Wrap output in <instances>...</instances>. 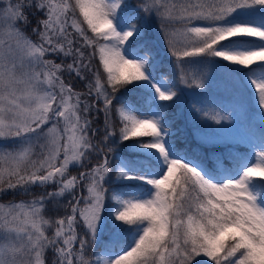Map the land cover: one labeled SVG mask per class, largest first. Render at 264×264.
I'll use <instances>...</instances> for the list:
<instances>
[{"label": "snow or ice", "instance_id": "obj_1", "mask_svg": "<svg viewBox=\"0 0 264 264\" xmlns=\"http://www.w3.org/2000/svg\"><path fill=\"white\" fill-rule=\"evenodd\" d=\"M153 19L180 83L203 88L188 66L219 58L264 109V0H0V195L45 189L0 204V264H264V133L209 168L177 149L161 111L121 95H178L136 44ZM49 203L64 214L46 216Z\"/></svg>", "mask_w": 264, "mask_h": 264}, {"label": "trees", "instance_id": "obj_2", "mask_svg": "<svg viewBox=\"0 0 264 264\" xmlns=\"http://www.w3.org/2000/svg\"><path fill=\"white\" fill-rule=\"evenodd\" d=\"M126 3L132 7H135L139 2L138 0H126ZM21 27L24 26L21 25ZM31 28L32 25H29L25 31L31 36L33 40H36L37 37L32 35ZM243 39L255 40V38ZM255 42L259 43L258 40H255ZM156 43V40L147 30L145 31L143 37L136 42V44L141 45L142 51L145 49L151 50V56L155 58L156 63V71L153 73V76L155 78L162 77L168 86H174L177 93H179L178 83L176 81L175 74L173 73L172 65L169 62L170 60H167L169 57L162 55L163 49H160ZM136 44H134L133 47H136ZM48 58L52 59L53 57L50 56ZM96 63H98V61H94V64ZM222 63L226 64L227 62L222 61ZM253 67H255V65ZM72 83L74 84V87L77 91H86L84 82L80 81L78 78L74 79ZM251 94L253 96V100H255L253 92H251ZM121 95L128 101L130 106L138 109L139 112L147 114L149 109H158L161 111L164 118L171 124L170 131L175 133L171 139H173L177 149L182 152H187L194 160H197V162L202 161L209 168H212L215 165L217 158L223 161L225 167H231L232 160L230 157L236 156L230 154L231 150L238 151L244 155L251 150V147L250 145L243 144L235 140L228 141L224 139H217L216 137L207 138L206 136H203L202 131L208 129L214 130V122L208 119L205 113L212 111H218L222 113V111H226L229 113V115L237 116L239 120L245 125L246 129H248V131L254 132L260 141L262 133H264L263 124H257L254 126V128H251L249 111L247 107L237 99V95L229 94L227 98H220L218 95H216V93L212 92L208 86L205 88H200L198 96L196 98H189L190 100L183 107H181L180 104L176 102V100L169 102H158L157 100H153L151 98V94L147 92H141L130 86H128V91H122ZM218 103H222V107H218ZM116 106L119 107V105ZM92 115L94 117L95 113ZM113 121L117 126L118 131L119 121L116 119L115 113L113 114ZM102 124L103 116L101 115L98 120L94 121L93 126H102ZM142 139L146 140L148 138ZM130 142L133 141L130 140ZM127 144H129V141L121 144L117 149V154L125 156L129 155V152L126 148ZM71 171L72 174H76L77 169L73 168ZM48 188L49 191H51L53 190L54 186H48ZM33 190L39 194L45 191V189L41 187H34ZM12 197L22 200L32 199L29 198V196L13 193ZM100 251L101 249L99 245H97L95 248L89 249L90 253ZM52 257L53 253L48 251L46 253V260L50 261Z\"/></svg>", "mask_w": 264, "mask_h": 264}, {"label": "rangeland", "instance_id": "obj_3", "mask_svg": "<svg viewBox=\"0 0 264 264\" xmlns=\"http://www.w3.org/2000/svg\"><path fill=\"white\" fill-rule=\"evenodd\" d=\"M139 2V0H138ZM135 8V7H133ZM147 31L153 36V38L156 40V44L160 49H163V54L166 55L167 60L169 59L172 68L173 73L175 74L176 81L178 83V89L179 93L177 97H175L173 100H176L178 104H180L181 107L186 105L189 98L191 97H197L199 94V89L196 87H189L185 84H182L179 82L178 79V72L176 71L174 58L168 53L167 51V45L163 41V35L159 30L158 22L153 19L150 23V26L147 28ZM145 33V32H144ZM197 62L192 63L189 65V70L191 73H195L198 76H200L204 82V87H209L212 92L216 93L218 97L220 98H227L229 94L237 95L238 100L245 105L249 111L250 119H251V128H254L257 124H263L264 125V116L261 115V113H264V109H260L257 105V100H253V96L251 92L253 90L249 87H247V82L242 81L239 77V74H234L229 71L225 67H221L222 61L219 58H215V60H212L209 58L207 62H202L203 58H196ZM161 80L162 83H164L166 86L168 84L165 82V80L161 78H156ZM130 87L137 89L141 92H147L152 95L151 91H146L144 89L135 88L133 85H129ZM230 97V96H229ZM231 98V97H230ZM188 99V100H187ZM158 102V99H156ZM171 100V101H173ZM163 102H169V101H163ZM192 102V101H191ZM219 102V101H218ZM218 107H222V103H218ZM152 112L159 111L158 109L151 110ZM222 113L229 117V119L223 121L221 124H215L214 123V130H205L202 131V135L206 136L207 138L213 137L217 139H224V140H235L239 141L243 144L250 145L251 149L256 148L257 145H259V139L255 136L254 132L248 131L246 129L245 125L243 123H240V120L237 116L229 115L226 111H222ZM3 141H0V144H3ZM133 142L129 141V144ZM128 145V144H127ZM126 145V148H127ZM8 146L11 147V142H8ZM128 151V149H127ZM237 151L231 150L230 154H236ZM240 156V155H238ZM49 191V188H48ZM39 195V193H36V191L32 190V195H29V198H33V196ZM68 199V197L65 198V200ZM22 199H15L12 197V192H9L6 195H0V204H7L10 201H20ZM31 200V199H27ZM64 210L60 209L59 211L56 210V207L54 204L49 203L47 206V210L45 212L46 216H56V215H63ZM200 259V258H197Z\"/></svg>", "mask_w": 264, "mask_h": 264}]
</instances>
